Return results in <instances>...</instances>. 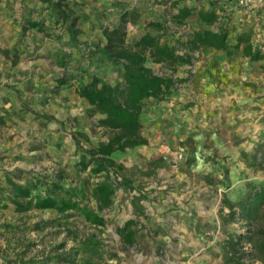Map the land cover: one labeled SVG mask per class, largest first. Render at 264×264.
I'll return each instance as SVG.
<instances>
[{
  "label": "rangeland",
  "instance_id": "obj_1",
  "mask_svg": "<svg viewBox=\"0 0 264 264\" xmlns=\"http://www.w3.org/2000/svg\"><path fill=\"white\" fill-rule=\"evenodd\" d=\"M206 1L202 2L207 5ZM75 2L71 4L78 16L76 27L80 30L77 35L80 44L69 39L64 25L56 23L53 10L46 3L0 0V52L10 58L14 70V75L4 77L0 66V101L15 102L14 106L6 107L0 103V264H223V240L230 234L243 232L244 228L239 222L221 225L222 194L236 200L245 194L249 182H264V170L249 166L243 156V153H253L264 142V114L252 113L247 122L242 121L244 106L252 101L217 100L214 109L225 107L223 120L216 121L215 115H207L201 122L175 129L176 141L168 146L166 160L155 154L149 160H144L140 154L117 157L116 162L121 167L108 173L115 180L112 206L99 211L92 199L82 200L83 205L104 217L102 226L91 224L83 212L77 210L59 213L50 208H31L18 212L8 201L5 180L8 175L20 183L38 179L40 183L32 194L41 196L45 188L55 182L68 191L82 188L85 182L88 183L84 188L90 187L107 177L105 172L93 175L89 169L80 170L77 165L87 148L100 144L109 135L107 129L96 125L97 117L86 114L91 138L79 130V121L72 118L65 119L61 127L67 140H29L27 144L20 140L23 130H19V123L13 117L19 111L33 108L28 99L41 88L53 85V76L73 75L78 81L85 73L94 72L108 82L118 80V67L91 45L99 41L101 26H111L122 10L141 12L137 23L128 27L129 42L144 32L146 21L169 18L176 12L172 0ZM193 2L196 0L179 4ZM222 5L221 12L231 19V43L241 30L250 38L255 35L251 22L233 21V12L242 10L233 0H226ZM29 20L43 21L46 31L52 35L37 28L24 30ZM198 28L200 25L190 18L186 25L175 26L174 30L178 36ZM237 55L234 51L233 56ZM223 56L219 60H223ZM195 57L192 64L177 66L175 86L164 99L171 104V110L175 107L178 111L171 115L176 119V126L180 123L178 117L184 116L185 111L190 113L188 108L197 104L195 99L193 101L194 81L206 65H197L199 51L195 52ZM216 64L221 74L213 78L212 83L214 89H219L224 84L221 79L224 70L220 62ZM240 65L238 63V68H242ZM152 66L156 72H170L159 64ZM246 73L241 69V82L232 81L230 85L235 91L247 87L254 94L256 88L261 87L258 75L263 73L264 80V65H255L251 77ZM249 107V112L256 109L254 105ZM257 119L263 124L259 125ZM184 122L189 120L184 119ZM22 145L34 151L26 152ZM155 158L161 160L154 169L150 162ZM129 218L137 221V242L125 247L117 229Z\"/></svg>",
  "mask_w": 264,
  "mask_h": 264
},
{
  "label": "trees",
  "instance_id": "obj_2",
  "mask_svg": "<svg viewBox=\"0 0 264 264\" xmlns=\"http://www.w3.org/2000/svg\"><path fill=\"white\" fill-rule=\"evenodd\" d=\"M39 1L53 10L56 23L64 25L69 39L80 44L77 39L80 30L76 27L78 16L71 4L76 3L75 0ZM181 1L184 0H172L176 12L169 18L146 21L144 32L132 42L127 40V30L129 25L137 23L141 12L137 9L122 10L111 26H101L99 41L91 45L113 66L118 67L119 79L111 83L92 72L85 73L77 81L76 91L87 102L88 115L100 116L96 125L109 131L107 140L87 148L77 165L80 170L89 169L93 175L105 172L107 177L90 187L84 188L88 183L85 182L82 188L68 191L55 182L49 184L41 196L32 194L38 188V179L20 183L8 175L5 177L7 199L14 205L15 211L50 208L65 213L77 210L83 212L84 218L91 224L104 225V217L83 205L82 200L92 199L99 211L112 206L115 180L108 173L119 166L113 153H124L148 144L142 133L141 113L148 101H160L169 96L176 83L174 71L177 66L192 64L196 59L195 52L203 46L225 52L227 56L236 51L251 61L264 58V52L254 48L249 34L238 33L231 43V19L221 12L224 10L222 1L207 0L206 5L203 0H196L191 4L180 5ZM190 18H194L200 28L176 36L174 27L186 25ZM29 28H37L46 35H52L46 31L47 26L43 21L29 20L23 29ZM152 64H159L170 72L157 73ZM75 78L73 75L62 76L57 79V83L62 85ZM243 156L249 166L264 170V142L253 153H243ZM160 160H151V166L155 169ZM219 217L223 227L239 222L244 228L243 232L230 234L223 240V264H253L256 261L264 264V182H249L245 194L236 200L223 193ZM117 233L125 247L134 245L137 242V221L129 218L117 229Z\"/></svg>",
  "mask_w": 264,
  "mask_h": 264
},
{
  "label": "crops",
  "instance_id": "obj_3",
  "mask_svg": "<svg viewBox=\"0 0 264 264\" xmlns=\"http://www.w3.org/2000/svg\"><path fill=\"white\" fill-rule=\"evenodd\" d=\"M220 1L224 3L226 2V0ZM240 9H242L243 12L242 10L233 12V21L234 19H238V22L244 21L243 24L248 21L254 24L253 30L255 31V35H251V42L255 49H259L264 52V7L254 5L248 8L240 7ZM240 12L242 14H240ZM16 29L18 30L17 26ZM240 33L246 32L241 30ZM237 54V57H234L233 54L227 56L225 52L215 51L206 46L201 47L199 50L197 65L200 66L204 63L206 66L201 68L196 80L194 81L195 96H193V101L195 99L197 104L188 108L191 112L187 113L185 111L184 116L181 114V116L178 117L180 123L176 126V119L171 116L174 112L175 114L178 112L175 107L171 110L172 106L166 100L148 101L146 107H144L141 113V122L143 124L142 133L147 138L148 144L139 145L134 149L127 150L124 153L114 152L113 158L116 160L117 157L120 159L121 156L131 157V155L140 154L144 160H149L150 156L155 154L162 155V157L166 160L169 154L168 146L176 141V134L174 135L175 129L181 128L186 124H191V122H201L203 117H206L207 115H215V118L217 119L216 121L223 120L222 114L225 113V107L222 106L218 109H214V104H218L217 100L227 103H229V99L230 102L232 101L236 103L252 101L249 105H254L256 109H251L249 112V105L244 106L245 114H241V116L245 118L242 120L243 122H247L249 119L248 117L251 116L252 113L260 115L264 114L263 73L259 74L257 77L258 81L261 82V87H257L254 94L251 93L250 89L247 87H241L240 90L235 91V89L230 85L232 81L238 83L241 82L239 79V72L241 69H245L247 73L249 71V75L246 73V76L251 77L255 65H264V58L258 61H251L249 58L241 55L240 53ZM222 56L224 57L223 60H219ZM216 62H220L224 70V77H221L224 84L221 85L219 89H214V84L212 83V79H217L221 74ZM238 63L241 64L240 66H242V68H238ZM0 66L2 67L1 71L5 73L3 74L4 77H8V74L14 75L13 65L10 62V58L5 56L3 52H0ZM250 70H252V72H250ZM53 77V85L41 88L39 91L35 92V95L32 94L28 99L29 104L33 106V108L27 111H19L13 117V119L19 123V130H23V134H21L20 138L23 144H27L29 140L44 141V139H47L49 141V139L52 138L67 140V137L62 133L61 127L62 124L65 123V119L72 118L79 121V130L91 138L88 123L86 122V114H88L89 106L85 99L82 98L76 91L77 80L73 79L72 82L69 81L65 84L58 85L57 79L59 77ZM258 81L257 83L259 84ZM237 98H241L240 101ZM253 100H255V102H253ZM0 103H2L4 107L8 105L14 106L15 104L14 101H0ZM212 104L213 107L211 106ZM233 106L234 105H232V107ZM190 115L196 116V119L192 118ZM94 116L97 118L100 117L97 115ZM162 119L167 120L163 121ZM184 119L189 120V122L185 123ZM224 119L226 118L224 117ZM263 123L259 122L258 124L260 125ZM180 139L182 138L180 137ZM105 140H107V138L102 139V142ZM98 145L99 144H95V146ZM22 149L26 152L34 151L33 149L25 148L24 145H22ZM118 153H120V155ZM6 204L8 203L6 202Z\"/></svg>",
  "mask_w": 264,
  "mask_h": 264
},
{
  "label": "built area",
  "instance_id": "obj_4",
  "mask_svg": "<svg viewBox=\"0 0 264 264\" xmlns=\"http://www.w3.org/2000/svg\"><path fill=\"white\" fill-rule=\"evenodd\" d=\"M235 4L241 8H248L254 5L264 7V0H234ZM159 73V72H157ZM182 156H179L181 158Z\"/></svg>",
  "mask_w": 264,
  "mask_h": 264
}]
</instances>
